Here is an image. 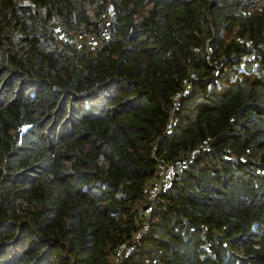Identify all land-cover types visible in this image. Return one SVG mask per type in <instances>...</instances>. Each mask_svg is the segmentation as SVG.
Wrapping results in <instances>:
<instances>
[{
    "label": "trees",
    "instance_id": "obj_1",
    "mask_svg": "<svg viewBox=\"0 0 264 264\" xmlns=\"http://www.w3.org/2000/svg\"><path fill=\"white\" fill-rule=\"evenodd\" d=\"M159 159L120 264H264V0H0V264H115Z\"/></svg>",
    "mask_w": 264,
    "mask_h": 264
},
{
    "label": "built area",
    "instance_id": "obj_2",
    "mask_svg": "<svg viewBox=\"0 0 264 264\" xmlns=\"http://www.w3.org/2000/svg\"><path fill=\"white\" fill-rule=\"evenodd\" d=\"M157 177L152 181L147 189L144 202L137 208V212H142L143 218L136 217L134 222H137L138 230L134 237L128 242L121 243L116 249V257L114 259L115 264H120L121 259L131 250L133 244L137 241V238L146 230L145 216L150 211L153 202L158 196L169 187L173 176V165L163 160H157L156 167Z\"/></svg>",
    "mask_w": 264,
    "mask_h": 264
},
{
    "label": "rangeland",
    "instance_id": "obj_3",
    "mask_svg": "<svg viewBox=\"0 0 264 264\" xmlns=\"http://www.w3.org/2000/svg\"><path fill=\"white\" fill-rule=\"evenodd\" d=\"M152 182V181H151ZM150 181H149V184L151 183ZM148 183H147V185L146 186H148L149 185ZM135 223V225H136V227H137V230H138V225H137V222H134ZM110 259L111 258H109V261H110ZM111 260H113V262H114V259H111Z\"/></svg>",
    "mask_w": 264,
    "mask_h": 264
}]
</instances>
